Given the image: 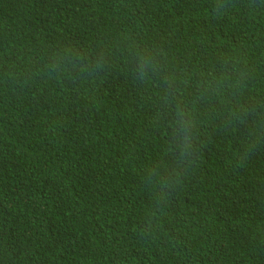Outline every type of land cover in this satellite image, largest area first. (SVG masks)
Returning <instances> with one entry per match:
<instances>
[{"label": "trees", "instance_id": "1", "mask_svg": "<svg viewBox=\"0 0 264 264\" xmlns=\"http://www.w3.org/2000/svg\"><path fill=\"white\" fill-rule=\"evenodd\" d=\"M0 264H264V0H0Z\"/></svg>", "mask_w": 264, "mask_h": 264}, {"label": "clouds", "instance_id": "2", "mask_svg": "<svg viewBox=\"0 0 264 264\" xmlns=\"http://www.w3.org/2000/svg\"><path fill=\"white\" fill-rule=\"evenodd\" d=\"M171 95V94H169ZM242 110L239 106L236 107L235 110H231V114L235 115L236 111ZM179 116L180 119V130L184 133H186V138H191L192 129L195 126V115L193 114L192 110L189 109L187 112L183 108L179 106V104L176 105V109L172 114V120H175L176 117ZM168 131L170 134H172L175 131V128L172 124L169 125ZM190 147V143L188 145ZM190 155V153H188ZM182 156L185 155L184 153L181 154Z\"/></svg>", "mask_w": 264, "mask_h": 264}]
</instances>
